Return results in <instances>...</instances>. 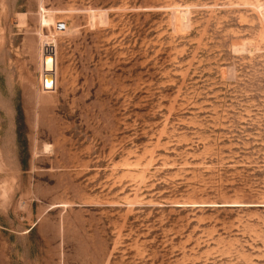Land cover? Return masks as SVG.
Segmentation results:
<instances>
[{
	"label": "rangeland",
	"instance_id": "obj_1",
	"mask_svg": "<svg viewBox=\"0 0 264 264\" xmlns=\"http://www.w3.org/2000/svg\"><path fill=\"white\" fill-rule=\"evenodd\" d=\"M0 264H264V0H0Z\"/></svg>",
	"mask_w": 264,
	"mask_h": 264
},
{
	"label": "bare ground",
	"instance_id": "obj_2",
	"mask_svg": "<svg viewBox=\"0 0 264 264\" xmlns=\"http://www.w3.org/2000/svg\"><path fill=\"white\" fill-rule=\"evenodd\" d=\"M43 19L45 20V18H43ZM45 22L47 23V21H45ZM53 43L52 42H47L46 45L43 48V55H42V69H43L42 89L44 91H49V90L55 88V74H54V72H55V55H54V50H53V45H52ZM49 71L51 73H53V75H48L47 76L46 85L48 87H44V85H43V76H44L45 73H47Z\"/></svg>",
	"mask_w": 264,
	"mask_h": 264
},
{
	"label": "water",
	"instance_id": "obj_3",
	"mask_svg": "<svg viewBox=\"0 0 264 264\" xmlns=\"http://www.w3.org/2000/svg\"><path fill=\"white\" fill-rule=\"evenodd\" d=\"M48 75H53V73H51V72L49 71V72H47V73L44 74V76H43V85H44V87H48V86L46 85V82H47V76H48Z\"/></svg>",
	"mask_w": 264,
	"mask_h": 264
},
{
	"label": "built area",
	"instance_id": "obj_4",
	"mask_svg": "<svg viewBox=\"0 0 264 264\" xmlns=\"http://www.w3.org/2000/svg\"><path fill=\"white\" fill-rule=\"evenodd\" d=\"M56 28H57L58 30L64 29V24H61V23L57 22V24H56Z\"/></svg>",
	"mask_w": 264,
	"mask_h": 264
}]
</instances>
